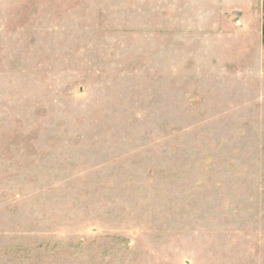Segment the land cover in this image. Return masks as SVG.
<instances>
[{"label":"rangeland","instance_id":"1","mask_svg":"<svg viewBox=\"0 0 264 264\" xmlns=\"http://www.w3.org/2000/svg\"><path fill=\"white\" fill-rule=\"evenodd\" d=\"M264 0H0V264H264Z\"/></svg>","mask_w":264,"mask_h":264},{"label":"crops","instance_id":"2","mask_svg":"<svg viewBox=\"0 0 264 264\" xmlns=\"http://www.w3.org/2000/svg\"><path fill=\"white\" fill-rule=\"evenodd\" d=\"M263 43H264V32H263Z\"/></svg>","mask_w":264,"mask_h":264}]
</instances>
